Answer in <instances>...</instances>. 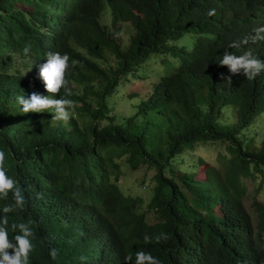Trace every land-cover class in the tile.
Listing matches in <instances>:
<instances>
[{"label": "trees", "instance_id": "1", "mask_svg": "<svg viewBox=\"0 0 264 264\" xmlns=\"http://www.w3.org/2000/svg\"><path fill=\"white\" fill-rule=\"evenodd\" d=\"M105 7L114 32L99 21ZM122 22L132 28L125 45L117 38ZM260 28L264 0H0V151L23 197L18 206L15 189L0 196V225L13 243L21 233L12 226L29 225V264H102L96 233L108 223L124 230L117 232L125 237L120 264H132L126 257L139 250L160 264H264V202L253 199V219L242 180L264 177V138L254 147L243 134L264 111V71L249 80L229 73L220 57L195 64L179 57L174 44L186 31L209 42L205 29L215 30L221 55L251 51L264 62V46L250 39ZM25 45H31L27 55ZM47 52L70 57L71 95L62 88L54 97L73 101L67 123L52 111L24 113L17 102L43 87L29 83ZM153 52L157 63L167 62L166 54L178 65L155 76L136 110L119 116L122 86L144 79L139 69ZM128 96L137 94L132 89ZM231 107L236 121L228 123L224 111ZM207 143H223L227 153L215 162L196 156L180 168L187 161L179 157ZM119 159L130 170L154 169L145 208L143 197L125 194L117 183ZM96 191L103 213L83 232L77 209L93 204ZM162 234L168 238L158 243Z\"/></svg>", "mask_w": 264, "mask_h": 264}, {"label": "clouds", "instance_id": "2", "mask_svg": "<svg viewBox=\"0 0 264 264\" xmlns=\"http://www.w3.org/2000/svg\"><path fill=\"white\" fill-rule=\"evenodd\" d=\"M105 15L106 13H104V16ZM208 15H215V10H210ZM99 21L101 23L100 17ZM104 22L105 26L111 32H114V27H112L109 19L104 20ZM101 25L103 24L101 23ZM205 31L211 36V40L206 43L197 42L187 31L182 37L184 38L182 45H176L174 41V44L179 49V57L199 65L209 64L215 58L220 57L219 64L225 66L229 73H242L244 77L249 80L254 79L261 71H264V62L255 54H252L251 51L245 52L240 56H236L229 52H225L221 55V34L215 30L205 29ZM262 32H264V28L257 29L255 36L250 39L255 42V44L264 46V33ZM247 42V39L242 41V43ZM190 43H192V46L188 49L187 46ZM230 47H239V44L233 43ZM30 51L31 45H25L23 49L24 54L27 55ZM29 60L31 59L26 58L21 61L25 62ZM69 60L70 57L67 54L61 55L59 52H47L43 58L35 64L34 81L29 83V87L34 88L40 85L43 87L40 88L39 93L33 91L29 94L28 98H25V95L17 97V102L22 105L24 113L40 114L46 111H52L54 113V119L65 123L68 122L71 116L69 109L74 108L73 101L63 98L56 99L54 97L59 94L62 88L65 89L66 95H71L66 79ZM20 63L21 62H18L17 65ZM22 66L19 67L18 65L20 70ZM227 80L231 82V77H228ZM43 93H47L48 95H42ZM4 164L5 153L0 151V196L2 197H6L8 191L14 190L16 185V181L7 176ZM15 199L16 204L22 206L23 197L20 195L18 189H15ZM93 200V204L85 205L77 209L76 220H78L79 226L83 232H87L103 213V201L97 191L93 193ZM10 210V208L6 207L4 212L7 213ZM3 224L7 225L6 219L3 221ZM12 228L13 230L18 228L21 233L14 237L15 243L10 241V233H8L7 227L0 225V264H29V253L33 248L30 238L33 236V232L26 223H21L19 225L14 224ZM117 232H123L124 235L123 227L116 223H108L101 231L96 233L98 258L102 264H120L119 255L124 251L125 237L120 238L117 236ZM167 238L166 235L162 234L156 237V241L159 243L161 239L166 240ZM144 239L146 242L150 240L148 236H145ZM50 255L55 258L57 255L56 250L53 249ZM126 260H131L132 264H160L159 259L142 250L126 257Z\"/></svg>", "mask_w": 264, "mask_h": 264}, {"label": "rangeland", "instance_id": "3", "mask_svg": "<svg viewBox=\"0 0 264 264\" xmlns=\"http://www.w3.org/2000/svg\"><path fill=\"white\" fill-rule=\"evenodd\" d=\"M105 9H107L108 13L104 16ZM100 15V20L103 25H105L104 20H108L111 22V16L108 7H105ZM132 32V28L128 22L120 24V31L117 33V38L123 43L126 44L129 35ZM184 38H181L175 41L176 45H182ZM192 43H190L187 48L190 49ZM160 56L156 52L150 54L147 61L140 67L139 73L144 77L143 80H139L136 84L130 85L126 83L122 86L120 90V95L116 99L115 103V112L118 113L119 116H127L131 114L134 110H136L137 105L139 102L146 98L151 89V85L153 81H155L154 77L159 76L164 72H169L173 67L178 65V58H170L168 55L163 54L161 58L166 57L168 59L165 63H157L156 58ZM24 61H21L19 67L22 66ZM158 74V75H157ZM133 86V87H131ZM134 89L136 92V97H129L128 93L130 90ZM236 109L235 107H231L228 110L224 111V118L227 120L228 123H233L236 121L235 115ZM153 113H148L147 116H153ZM243 134L248 136V139L252 141L254 147L259 144L260 140L264 138V111L256 116L253 119L251 125L243 130ZM242 134V135H243ZM253 148V147H251ZM218 153L226 154V145L223 143H214L210 144H200L198 145L195 150L191 153H188L186 156L179 157V159L186 160L187 164L179 163L181 169H186L187 165L192 162L191 158H195L196 156H202L210 160L211 162H215ZM120 165V169L122 172V176L118 179L117 183L121 187L122 191L125 194L131 196H141L144 198L143 207L147 203L149 196L151 195L149 188L152 185V176L154 174V169L149 168L147 166H142L137 170H130L126 164L124 163L123 159L117 160ZM243 182L247 186L246 194L243 198V203L250 213V215L254 219V210L252 208V201L254 198H257L260 202H264V177H257V179L253 180L250 178H243ZM141 210V209H140ZM147 217L149 219H154L153 213L147 212ZM254 223V220L252 221ZM10 236V235H9Z\"/></svg>", "mask_w": 264, "mask_h": 264}]
</instances>
